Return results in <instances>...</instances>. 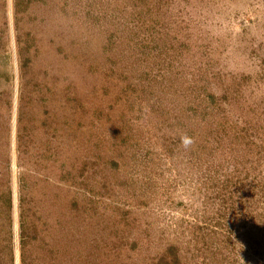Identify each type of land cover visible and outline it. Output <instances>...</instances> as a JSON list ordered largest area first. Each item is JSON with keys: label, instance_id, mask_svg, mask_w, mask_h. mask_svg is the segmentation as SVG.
<instances>
[{"label": "rangeland", "instance_id": "rangeland-1", "mask_svg": "<svg viewBox=\"0 0 264 264\" xmlns=\"http://www.w3.org/2000/svg\"><path fill=\"white\" fill-rule=\"evenodd\" d=\"M0 264H264V0H0Z\"/></svg>", "mask_w": 264, "mask_h": 264}, {"label": "clouds", "instance_id": "clouds-1", "mask_svg": "<svg viewBox=\"0 0 264 264\" xmlns=\"http://www.w3.org/2000/svg\"><path fill=\"white\" fill-rule=\"evenodd\" d=\"M189 143H191V141L190 140H184V144H185V146H187Z\"/></svg>", "mask_w": 264, "mask_h": 264}, {"label": "trees", "instance_id": "trees-1", "mask_svg": "<svg viewBox=\"0 0 264 264\" xmlns=\"http://www.w3.org/2000/svg\"><path fill=\"white\" fill-rule=\"evenodd\" d=\"M22 255V254H21ZM21 262L23 263L24 262V259L21 257Z\"/></svg>", "mask_w": 264, "mask_h": 264}]
</instances>
